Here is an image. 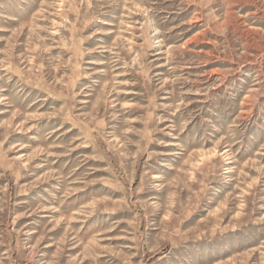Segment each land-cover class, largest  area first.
Listing matches in <instances>:
<instances>
[{
    "label": "rangeland",
    "instance_id": "rangeland-1",
    "mask_svg": "<svg viewBox=\"0 0 264 264\" xmlns=\"http://www.w3.org/2000/svg\"><path fill=\"white\" fill-rule=\"evenodd\" d=\"M0 264H264V0H0Z\"/></svg>",
    "mask_w": 264,
    "mask_h": 264
},
{
    "label": "bare ground",
    "instance_id": "bare-ground-1",
    "mask_svg": "<svg viewBox=\"0 0 264 264\" xmlns=\"http://www.w3.org/2000/svg\"><path fill=\"white\" fill-rule=\"evenodd\" d=\"M60 5V4H59ZM62 12V11H61ZM217 86V85H216Z\"/></svg>",
    "mask_w": 264,
    "mask_h": 264
}]
</instances>
